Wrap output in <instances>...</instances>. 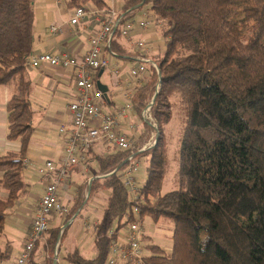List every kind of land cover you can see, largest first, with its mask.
I'll return each mask as SVG.
<instances>
[{
    "label": "trees",
    "instance_id": "obj_1",
    "mask_svg": "<svg viewBox=\"0 0 264 264\" xmlns=\"http://www.w3.org/2000/svg\"><path fill=\"white\" fill-rule=\"evenodd\" d=\"M81 1L76 8L89 0ZM91 1L97 5L98 0ZM33 2L0 0V86H16L6 105V138L21 144L19 153L0 157V189L7 193L0 198V238L8 211L26 193L21 159L33 129L24 73L32 54ZM147 3L161 23L165 52L155 62L158 71L151 69L146 84L130 99L141 113L156 95L150 109L156 142L141 152L150 155L146 178L139 200L130 202L119 174L131 153L109 151L98 158L96 175L103 178L85 190L88 197L96 187L109 192L94 227L97 256L91 261L76 254L67 259L106 264L109 232L131 222L135 205L140 217L172 223L171 251L146 246L152 251L144 257L146 264H264V0H124L121 19H132ZM174 95L185 113L180 186L161 194L162 127L171 117ZM58 231L46 233L52 251L59 246ZM10 254L9 243L0 245V264Z\"/></svg>",
    "mask_w": 264,
    "mask_h": 264
},
{
    "label": "crops",
    "instance_id": "obj_2",
    "mask_svg": "<svg viewBox=\"0 0 264 264\" xmlns=\"http://www.w3.org/2000/svg\"><path fill=\"white\" fill-rule=\"evenodd\" d=\"M124 0H98L97 5L89 0L85 4L86 15L85 18L76 26L70 24V19L73 16L75 8L82 3L81 0H34V25H33V43L32 54L50 53L54 55L73 54L78 58L89 49V39L95 35L99 29L97 16H103L107 10L112 6L116 7L117 12L120 14L121 7ZM103 7L98 10V7ZM140 11V10H139ZM136 11L132 19L128 21H135L134 18L139 12ZM124 16L125 14H121ZM142 19V16L138 19ZM156 23V29L161 30V23ZM58 26L59 31L55 34L50 33V26ZM116 30V29H115ZM153 32V29H135L133 35L129 39L122 38L119 35L113 37V44L110 49L113 53L109 57L110 67L101 70L98 73L97 81L107 88V101L106 106L115 108L118 105L117 98L125 97L128 100L139 88L146 84L149 78V66L145 65L147 71L144 75L137 78H131L129 70L137 63H141L140 58L152 55L153 62L157 63L165 52V39L157 41L155 36H152V44L145 48V50L137 47L136 42L145 37L147 33ZM143 51V52H142ZM108 54V53H106ZM118 71L114 75V71ZM74 72L73 68H61L42 66L34 69L26 67L24 79L29 83L28 98L32 111V133L27 143V147L22 159L28 161L27 168L22 166V178L26 185V193L15 201L14 205L8 211L4 223L3 236L0 238V245L9 243L11 246V254L7 261L3 264H13V261L19 255L23 244L30 231V224L34 217L40 198L43 195L44 181L37 173L36 169L41 167L46 161H53L58 163L63 157V138L59 134L61 127H68L70 124V116L67 111V105L75 100L74 88ZM151 72V68H150ZM119 88V89H118ZM16 89L15 84L9 86H0V157L12 152L19 153L21 144L19 140L8 141L7 136V111L6 105L8 100L12 97ZM123 89L125 92L121 90ZM112 90L114 92L112 93ZM120 90V91H119ZM117 96V98H116ZM119 106V105H118ZM130 118V116H129ZM124 130V129H123ZM95 147H98L97 149ZM88 158V163H97L95 171L92 173V168L83 169L84 167H75L72 169L70 175V183L64 188L60 197L62 202L67 206L69 211V219L52 218L50 228L59 229L58 239L59 246H57L56 255L52 251L50 253L48 246V234H44L38 244L35 246L32 257L28 264H76L69 258L71 255L76 254L85 260H93L97 256L95 246V239L93 246L89 247L87 251L85 243L83 250L78 246L84 237V230L89 232L93 231L94 227L99 223L102 218L105 208V199L108 197L109 192L106 190L102 202L101 215L95 219L93 223L90 222V217L85 219L82 227L74 225L75 217L78 216L80 211L84 208L82 205H77L76 198L73 199L77 208L74 213V208L69 207V202L72 199L65 193L71 187V184L76 188L77 195L80 194L81 188L85 185V190L89 188L92 182L100 183L103 176H97L98 172V158L108 155L106 147L98 144L96 145ZM2 173L0 172V177ZM74 179V180H73ZM99 181V182H98ZM99 186V184H95ZM101 192L104 190H100ZM88 195L87 191H85ZM99 187L91 193H98ZM7 193L0 189V198H6ZM90 198V196L88 197ZM67 202V204H66ZM71 211V212H70ZM74 216V217H73ZM73 217V218H72ZM72 228V236H74V246L70 249L62 245V238ZM115 228V227H114ZM172 235V227H171ZM144 239L146 237L144 236ZM78 244V245H77ZM59 248V249H58ZM167 253L168 251H164ZM147 253L145 256H149Z\"/></svg>",
    "mask_w": 264,
    "mask_h": 264
},
{
    "label": "built area",
    "instance_id": "obj_3",
    "mask_svg": "<svg viewBox=\"0 0 264 264\" xmlns=\"http://www.w3.org/2000/svg\"><path fill=\"white\" fill-rule=\"evenodd\" d=\"M85 15L86 9L84 7L76 8L70 19V24L78 25L85 18ZM97 21L99 29L89 39V49L83 57L78 58L73 54L61 56L50 53L30 54L25 62L26 67L34 69L42 66L73 68L75 70L73 77L76 96L75 100L67 105L70 116L69 126L59 129V134L63 138L62 160L58 163L46 161L36 169L44 181L43 195L32 218L26 241L13 264H28L36 244L49 230L52 218L62 220L67 217L69 211L61 200L60 190L66 188L70 183L72 169L81 166L86 169L89 155L96 145L100 144L106 147L105 149H109L108 151L131 153L125 160L126 165L119 177L128 193L129 201L137 202L139 200V190L143 182L136 176L138 164L132 163L135 158L134 152L136 150L138 153L145 152L154 146L156 141L152 136L150 144L145 142L139 148L136 147L137 139L134 134L124 132L127 129L133 130L132 126L129 127L128 122L130 112L135 110L130 102L131 97H128L123 106H116L110 111L104 110L106 101L102 97V93L96 88L95 78L98 71L110 67L109 57L113 55L110 46L115 29H118L120 37L129 39L135 29L148 28L151 22L155 21V17L144 13L143 19L139 21L124 22L116 7L112 6L107 8L103 16H97ZM49 30L51 34L59 31L56 25H51ZM136 45L140 49L146 48L143 41L136 42ZM140 60L141 63H137L129 70L131 78L144 75L147 71L145 67L147 63L151 69L158 71L156 63L147 61L146 57H141ZM113 74L117 75L118 71L115 70ZM149 108L150 104L143 111V117L148 115ZM21 161L23 167L29 166L26 159H21ZM136 216H139V209L134 205L130 213L132 220L129 223L128 232H123L120 228L116 232L115 229L109 232L112 239L108 247L106 264H146L141 245L143 232L135 220Z\"/></svg>",
    "mask_w": 264,
    "mask_h": 264
},
{
    "label": "rangeland",
    "instance_id": "obj_4",
    "mask_svg": "<svg viewBox=\"0 0 264 264\" xmlns=\"http://www.w3.org/2000/svg\"><path fill=\"white\" fill-rule=\"evenodd\" d=\"M150 4H145L144 7L136 14L134 20L139 21L138 19L142 16L143 19V14L146 13L148 16L153 15V13L149 10ZM141 20V19H140ZM156 21L151 22V25L146 28V29H153V32H149L146 34V36L141 37V40L146 44V48L148 47L147 45L152 44V36H155L157 41H161L162 38L164 39L163 33H161V30L156 29ZM138 42V41H137ZM142 50H145L142 49ZM143 52V51H142ZM152 55H147V61L153 62V59L151 57ZM147 66L150 67L149 63H147ZM148 73L150 74V68L148 70ZM159 74V72H158ZM159 85V84H158ZM157 85V86H158ZM119 89V88H118ZM123 93L125 92L123 89H121ZM120 91V90H119ZM114 90H112V93ZM109 96V94H108ZM107 96V97H108ZM117 98V96H116ZM151 100L149 101L150 108L148 112V117L141 116L139 115L140 110H133L130 112V120L129 122V127L132 126L133 130L127 129L124 132L126 133H133L134 136L137 139L136 142V147H140L141 145H144L145 142L148 144L151 143L150 138L154 136V139L157 138V132H156V124L152 120V116L150 113L151 109ZM117 102L119 103V106H123L126 104L127 100L125 97H118ZM171 103H172V113L171 117L168 121V123L164 124L162 127V147H163V155H164V160H165V174L164 178L161 184V194H165L170 191L177 190L180 186L179 183V178H178V170H179V148H180V139L182 136L183 128H184V123H185V113H184V107L181 104L180 98L177 95H174L171 98ZM115 105V106H118ZM148 106V105H147ZM146 107H144L145 109ZM104 110H109L110 107H103ZM143 109V108H142ZM150 116V118H149ZM148 123L149 125H145V123ZM151 122V123H150ZM153 123V124H152ZM153 147V146H152ZM151 147V148H152ZM96 149L98 147H95ZM149 149V148H148ZM147 149V150H148ZM146 150V151H147ZM107 153H109L108 150H106ZM135 158L133 160V164H138V171L136 173L137 178L141 181L144 182L146 178V168L148 166L149 160H150V155L149 154H142L138 153L136 150L134 152ZM87 168H92V173L95 171L97 167V163L89 164L88 162L86 163ZM121 173V171H120ZM74 180V179H73ZM64 190L61 189L60 193H62ZM77 190L74 187L73 184H71V187L65 191L69 196L70 194L72 195V199L69 202V207H75L74 208V213L77 208V205L74 202V198L77 196ZM88 192V191H87ZM106 190L100 191L98 193H93L90 198H88V195L85 192V185L82 186L81 188V193L80 197L76 200L80 205H82L84 208L80 213L78 214L77 217H75L74 225L78 227H82L83 223L85 222L84 218L90 217V222L93 223L95 219H98L101 215V210H102V202L104 195L106 194ZM67 204V202H66ZM74 217V216H73ZM72 217V218H73ZM137 224L139 225L140 229L142 230V235L143 237L141 238V245L143 247V252L146 255L148 252L151 253V249L146 248V246H158L160 249L163 251H168L169 253L171 251V246H172V235H171V227L172 223L169 220L165 219H158L154 220L150 216L145 215V216H136L135 217ZM116 226V223L114 227ZM50 229V228H49ZM129 229V224L125 225L124 227L120 228L121 231L123 232H128ZM72 232V228L64 235L62 238V245L67 248H71L74 246V236L70 233ZM84 237L83 241L78 245L81 250H83V245L85 243V248L88 251L90 246H93V241H94V235L93 231L89 232L87 230H84ZM49 236V234H48ZM144 236L146 239H144ZM60 247V246H59ZM50 253L52 252L49 249ZM55 254V249L53 250Z\"/></svg>",
    "mask_w": 264,
    "mask_h": 264
},
{
    "label": "water",
    "instance_id": "obj_5",
    "mask_svg": "<svg viewBox=\"0 0 264 264\" xmlns=\"http://www.w3.org/2000/svg\"><path fill=\"white\" fill-rule=\"evenodd\" d=\"M96 88L102 93V97L104 98V100L107 101V88L104 85H101L99 81L96 82ZM155 96L156 95H154L152 98L151 105L153 104V102L155 100ZM124 164H126V161ZM120 167L117 168L115 170V172L118 171L120 169ZM89 190H90V185H89ZM89 190H88V194H89Z\"/></svg>",
    "mask_w": 264,
    "mask_h": 264
},
{
    "label": "bare ground",
    "instance_id": "obj_6",
    "mask_svg": "<svg viewBox=\"0 0 264 264\" xmlns=\"http://www.w3.org/2000/svg\"><path fill=\"white\" fill-rule=\"evenodd\" d=\"M146 108H147V106H146ZM146 108H145V109H146ZM145 109H143V110L141 111V113H143V111H145ZM141 113H140V116H141Z\"/></svg>",
    "mask_w": 264,
    "mask_h": 264
}]
</instances>
